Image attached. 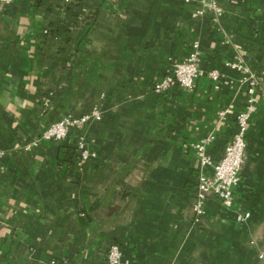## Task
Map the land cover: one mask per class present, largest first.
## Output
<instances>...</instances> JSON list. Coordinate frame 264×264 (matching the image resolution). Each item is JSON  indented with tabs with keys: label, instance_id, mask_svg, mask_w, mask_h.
Returning a JSON list of instances; mask_svg holds the SVG:
<instances>
[{
	"label": "crops",
	"instance_id": "crops-1",
	"mask_svg": "<svg viewBox=\"0 0 264 264\" xmlns=\"http://www.w3.org/2000/svg\"><path fill=\"white\" fill-rule=\"evenodd\" d=\"M201 2L0 3V264H103L112 244L128 264H264V0H216L217 20ZM196 41L218 81L154 92ZM236 57L257 81L245 161L232 208L210 195L196 222L192 145L212 135L206 153L222 158L246 100ZM93 109L100 120L41 140Z\"/></svg>",
	"mask_w": 264,
	"mask_h": 264
},
{
	"label": "built area",
	"instance_id": "built-area-1",
	"mask_svg": "<svg viewBox=\"0 0 264 264\" xmlns=\"http://www.w3.org/2000/svg\"><path fill=\"white\" fill-rule=\"evenodd\" d=\"M16 0H0L1 4H10ZM67 3L74 0H65ZM211 14L214 20H217L222 14L216 0H202L199 9V14ZM199 50L198 42H194L190 53L180 62L172 64L171 70L163 78L156 81L152 89L154 92H164L172 86H179L186 90H192L195 82L201 77H207L214 82L219 79V72L212 70L206 72L199 68ZM226 67L242 71L243 77L240 83L244 85L246 91V100L243 109L235 116V131L226 144L222 158L218 162H212L211 158L206 153V146L213 141V136L209 135L202 138L192 145L196 157L200 162V172L197 176V188L194 195V201L191 209L194 214V220L199 221L204 214V204L207 198L215 196L224 209H231L233 206V192L240 180V170L245 161L246 154V133L252 114L255 111V91L257 81L253 74L244 67L241 58L236 57L234 61L226 62ZM47 99L44 100L47 103ZM230 113V109L225 108L217 114L219 121L225 120ZM100 113L93 109L88 113L73 117L70 115L62 116L56 121L49 124L41 132V140L46 142H61L65 140L70 133L75 129H80L85 124L91 121L100 120ZM78 157L82 161H86L95 157V153L91 151L83 140H79L76 145ZM3 155L0 149V158ZM205 168H210V173L204 172ZM1 170V167H0ZM249 214H239L238 221H244ZM56 264H67L61 262ZM103 264H128L124 259L120 247L112 244L106 253Z\"/></svg>",
	"mask_w": 264,
	"mask_h": 264
},
{
	"label": "trees",
	"instance_id": "trees-1",
	"mask_svg": "<svg viewBox=\"0 0 264 264\" xmlns=\"http://www.w3.org/2000/svg\"><path fill=\"white\" fill-rule=\"evenodd\" d=\"M72 152H73V150L71 149V150H69L67 153H68L69 155H71Z\"/></svg>",
	"mask_w": 264,
	"mask_h": 264
}]
</instances>
